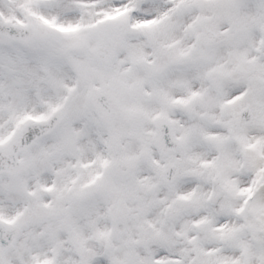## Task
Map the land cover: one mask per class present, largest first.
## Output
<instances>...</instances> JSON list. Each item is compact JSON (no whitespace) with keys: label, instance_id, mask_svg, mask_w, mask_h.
I'll return each instance as SVG.
<instances>
[{"label":"snow or ice","instance_id":"6c2138e0","mask_svg":"<svg viewBox=\"0 0 264 264\" xmlns=\"http://www.w3.org/2000/svg\"><path fill=\"white\" fill-rule=\"evenodd\" d=\"M0 264H264V0H0Z\"/></svg>","mask_w":264,"mask_h":264}]
</instances>
